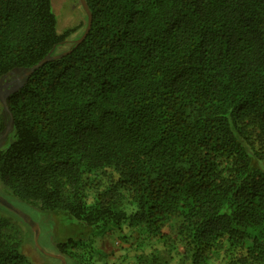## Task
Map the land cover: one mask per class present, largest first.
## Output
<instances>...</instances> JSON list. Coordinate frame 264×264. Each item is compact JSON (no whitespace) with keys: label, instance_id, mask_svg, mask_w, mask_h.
<instances>
[{"label":"trees","instance_id":"1","mask_svg":"<svg viewBox=\"0 0 264 264\" xmlns=\"http://www.w3.org/2000/svg\"><path fill=\"white\" fill-rule=\"evenodd\" d=\"M86 1L77 44L52 0H0L4 197L161 244L135 264H264V0ZM25 238L0 214V264H42Z\"/></svg>","mask_w":264,"mask_h":264},{"label":"rangeland","instance_id":"2","mask_svg":"<svg viewBox=\"0 0 264 264\" xmlns=\"http://www.w3.org/2000/svg\"><path fill=\"white\" fill-rule=\"evenodd\" d=\"M53 10L58 18V30L63 32L65 29L74 26H81L80 29L73 34V38L80 34L86 24V15L80 0H52ZM11 140L14 136L10 137ZM8 143V142H7ZM6 143V145H7ZM9 144V143H8ZM1 195H5L0 190ZM11 202L18 206L21 210L29 214L38 226V237L35 229L21 221V217L0 202V214L7 215L22 226L27 243L28 255L36 263L42 264H63V261L53 255L60 254L59 243L65 242L70 238L75 240L90 241L94 238V246L96 250L91 264H135L137 255H148L155 257V254L161 250L159 243L147 242L135 249V243L140 240L135 237L132 242L126 244L127 241L121 237L117 228L104 230L95 225H88L81 222L67 212H51L43 210L37 206L23 202L16 197H11ZM23 220V219H22ZM37 237V238H36ZM99 248V249H98ZM42 249V250H41ZM26 250V251H27ZM44 250V251H43ZM167 256L161 253V257ZM145 259H143L144 261ZM151 261V260H150ZM218 259H213L212 264H218ZM65 264H78L71 257H65ZM168 264H180L179 256L174 251L172 259Z\"/></svg>","mask_w":264,"mask_h":264},{"label":"water","instance_id":"3","mask_svg":"<svg viewBox=\"0 0 264 264\" xmlns=\"http://www.w3.org/2000/svg\"><path fill=\"white\" fill-rule=\"evenodd\" d=\"M81 4L83 6L84 11L87 13L88 19H87V25L85 27L84 32L82 33V35L75 40V42L77 44L81 43L83 41V39H85L88 35V33L91 30L92 27V20H93V15L92 12L90 10V7L87 3L86 0H80ZM72 49H68L66 51H63L61 53L55 54V55H48L45 58H43L39 63H37L36 65H34L33 67L29 68L28 70H26L25 72H20V77L23 78L27 75H29L30 73L33 72V70L37 67H40L42 64H44L45 62L54 59V58H59L64 56L65 54L69 53ZM14 90V87H12L11 89H3L2 86L0 85V100L4 105V109H5V129L0 133V143L2 141H4V139L7 137L12 125H13V119H12V115L10 112V109L8 107L7 104V97H8V93L10 91ZM0 202L3 203L4 205H6L7 207H9V209H12V211H14L15 213H17L25 223H27L28 225L32 226L36 233H37V237H38V226L36 225V223L34 222V220L32 219V217L27 214L26 212H24L23 210H21L18 206H15L9 199H7L6 197H4L3 195L0 194ZM36 237V238H37ZM42 250V249H41ZM44 251V250H43ZM59 259H61L63 261V264H65V256L62 254H57V255H53Z\"/></svg>","mask_w":264,"mask_h":264},{"label":"flooded vegetation","instance_id":"4","mask_svg":"<svg viewBox=\"0 0 264 264\" xmlns=\"http://www.w3.org/2000/svg\"><path fill=\"white\" fill-rule=\"evenodd\" d=\"M18 79H15V81H17Z\"/></svg>","mask_w":264,"mask_h":264}]
</instances>
